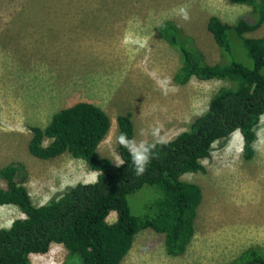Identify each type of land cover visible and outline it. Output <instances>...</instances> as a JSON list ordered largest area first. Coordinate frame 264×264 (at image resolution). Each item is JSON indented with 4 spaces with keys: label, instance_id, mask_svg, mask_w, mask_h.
I'll return each instance as SVG.
<instances>
[{
    "label": "rangeland",
    "instance_id": "obj_1",
    "mask_svg": "<svg viewBox=\"0 0 264 264\" xmlns=\"http://www.w3.org/2000/svg\"><path fill=\"white\" fill-rule=\"evenodd\" d=\"M181 6L189 12L187 22L176 14ZM212 15L229 24L240 16L253 18L251 7L230 0H0V169L16 163L11 169L37 205L67 186L95 181L98 172L82 159L68 153L41 159L28 149L31 126H45L57 110L78 101L98 104L110 115L99 152L114 161L118 114H132L137 140L151 141L157 127L167 140L186 129L224 81L193 77L177 84L173 76L180 54L158 27L163 20L175 21L215 63L222 53L207 27ZM263 35L264 22L245 33ZM229 39L231 55L251 66L235 30ZM141 129L149 134L141 137ZM256 132L252 159L244 158L243 138L235 131L213 145L202 161L204 171L184 174L203 192L195 236L184 254L168 255L164 234L146 228L121 264H229L249 246L264 247V114ZM0 186H5L1 177ZM156 194L155 187L143 186L129 196L132 210L144 217ZM21 217L18 206L0 205V228ZM116 218L112 211L108 220ZM31 260L63 264L67 250L53 243L47 253L31 254Z\"/></svg>",
    "mask_w": 264,
    "mask_h": 264
},
{
    "label": "trees",
    "instance_id": "obj_2",
    "mask_svg": "<svg viewBox=\"0 0 264 264\" xmlns=\"http://www.w3.org/2000/svg\"><path fill=\"white\" fill-rule=\"evenodd\" d=\"M230 1L251 7L253 18L240 16L229 24L210 16L207 27L221 49V61L209 63L175 21L166 19L159 25L161 38L180 54L181 66L173 76L177 84L193 77L218 79L224 84L186 129L169 139L166 146L157 147L158 156L143 175H136L127 150L118 144L121 133L134 138L129 112L117 116V149L126 161L121 167L99 152L111 118L98 104L78 101L57 110L45 126L30 127L28 149L33 156L51 159L68 153L84 160L98 175L93 182L67 186L59 195L37 205L11 169L17 164L2 167L0 177L5 186H0V205H16L24 217L0 228V264H33L31 254H45L53 243L67 250L63 264H121L136 235L146 228L164 234L168 255L186 252L195 236L203 192L199 184L184 179V174L204 171L202 161L211 156L213 145L236 130L242 134L244 158L252 159L256 129L264 114V35L245 36L264 22V0ZM230 30L241 38L253 60L251 66L231 55ZM145 185L155 187L157 194L142 217L132 210L129 196ZM112 211L117 212L114 222L108 220ZM229 264H264V247L249 246Z\"/></svg>",
    "mask_w": 264,
    "mask_h": 264
},
{
    "label": "clouds",
    "instance_id": "obj_3",
    "mask_svg": "<svg viewBox=\"0 0 264 264\" xmlns=\"http://www.w3.org/2000/svg\"><path fill=\"white\" fill-rule=\"evenodd\" d=\"M176 14L186 22L190 20V15L186 7L181 6ZM162 91H164V94H167V89H162ZM148 134L149 133H147L144 129H141L139 133L141 137L147 136ZM151 137V141L129 138L127 133H121L118 137V144L127 150V153L130 156L129 165L134 167L137 176L143 175L152 160L157 158V147L159 146L162 148L168 144L166 136L162 134L158 127L152 129ZM113 163L116 167H121L126 163V161L117 155V158Z\"/></svg>",
    "mask_w": 264,
    "mask_h": 264
},
{
    "label": "crops",
    "instance_id": "obj_4",
    "mask_svg": "<svg viewBox=\"0 0 264 264\" xmlns=\"http://www.w3.org/2000/svg\"><path fill=\"white\" fill-rule=\"evenodd\" d=\"M236 131H238L239 132V134L242 136V134H241V132L239 131V130H236ZM234 133V132H233Z\"/></svg>",
    "mask_w": 264,
    "mask_h": 264
},
{
    "label": "bare ground",
    "instance_id": "obj_5",
    "mask_svg": "<svg viewBox=\"0 0 264 264\" xmlns=\"http://www.w3.org/2000/svg\"><path fill=\"white\" fill-rule=\"evenodd\" d=\"M97 45H98V44H97ZM103 47H104V46H103ZM66 48H68V47H66ZM66 50H67V49H66ZM111 51H112V50H111ZM68 52H69V51H68ZM68 52H67V53H68ZM103 60H104V59H103Z\"/></svg>",
    "mask_w": 264,
    "mask_h": 264
}]
</instances>
